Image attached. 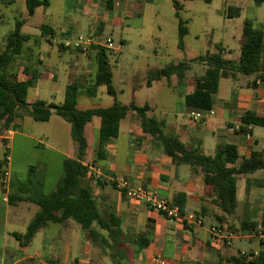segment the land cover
Instances as JSON below:
<instances>
[{
  "label": "crops",
  "instance_id": "1",
  "mask_svg": "<svg viewBox=\"0 0 264 264\" xmlns=\"http://www.w3.org/2000/svg\"><path fill=\"white\" fill-rule=\"evenodd\" d=\"M0 1L8 3L12 0ZM75 1L78 14L72 19H65L58 28L43 23L38 25L39 34L24 33L30 36L24 49L29 45L28 43L33 45L32 62L40 74L35 85L40 79L57 83L63 76L64 88L73 82L78 91L86 92L95 72V50L89 48L87 53L82 54L67 50L59 51L56 47L48 49L45 45L43 48L39 36L63 39L81 34L91 37L94 42H101L105 28L108 27L110 32L113 28H119L122 32L128 27L126 19L132 15L140 16L144 2L148 0ZM222 2L224 14L230 18L239 16L247 5L260 4L257 0H222ZM21 20H23L22 28L27 18ZM43 25L47 28L44 33ZM111 34H107L105 38H110L112 41ZM124 42L125 39L120 37L118 53ZM219 46L227 50L223 45ZM23 68L24 65L16 69L13 63L10 66V70L16 71L19 81L27 78ZM190 69H192L191 64L187 71ZM197 69H200V72L195 73V70L191 76L185 73L181 81H178L175 75L170 77L169 83L165 78L153 80L149 84L145 81L146 90L153 89L156 83L161 82L166 90L177 92L182 101L178 113L168 118L156 114L155 108L158 105L164 106L162 101L151 103L145 101L144 104L149 106L147 114L162 120L169 134L164 133L178 137L186 148H198L205 155L212 156L217 145L232 144L236 147L239 159L248 157L252 153H259L264 159L262 147L264 126L242 121L246 112L264 117V63L257 74H237L233 78L221 77L218 89L213 93L212 108L203 110V117L191 124L187 118L188 113L195 109L184 103V96L195 89L194 78L202 75L205 67L199 63ZM51 71H54L56 78L49 77L48 73ZM222 79H228L225 95L219 94ZM129 80L127 81L131 99L128 102H121L116 98L115 100L124 105L133 102L137 106H142L137 103L135 97L137 87H133ZM46 104L54 103L47 101ZM99 124L100 119L93 117L84 127L87 146L81 162L87 164L90 170L85 182L93 189L97 207L100 210L113 212L119 217L126 236L135 238L141 234L148 239L144 248L131 252L128 264H156L153 258L157 256L163 258L166 264H248L249 258L255 256L258 250L264 247V233L258 234L260 232L258 228L264 218L262 169L237 177L236 209L231 215L224 214L212 202L211 186L204 182L202 173L193 172L187 164H175L152 137L142 131L135 111H128L125 118L120 121L117 136L106 142L103 147L105 155L101 158L96 156ZM18 130L4 129L3 121L0 120V162L2 163L0 172L5 169V156L12 153L9 140ZM120 136L128 139L131 150L116 148L114 140ZM50 151L59 155L60 159V171L55 173L52 185H48V180L53 171H57V166L52 162L51 157L44 158L35 165L26 164L23 168V177L20 179L13 175L10 164H8L9 179L3 181L0 173V264H111L108 255L97 244L91 243L84 237L80 224L73 219L62 222L48 221L34 233L27 244L16 240L12 235L15 232L24 233L39 209L38 205L28 198L33 197L37 190L44 193L51 191L62 176L63 159L73 158L76 155L74 146L67 152ZM120 179L126 180L130 185H142L154 190L158 196L173 204H176L173 202L175 196L182 194L183 212H181H193L200 216L203 220L202 226L187 227L181 220L168 218L154 211L144 202L128 199L115 189V181ZM242 220L256 222L259 231L240 229ZM217 225L233 230L236 236L225 243H211L209 228Z\"/></svg>",
  "mask_w": 264,
  "mask_h": 264
},
{
  "label": "trees",
  "instance_id": "2",
  "mask_svg": "<svg viewBox=\"0 0 264 264\" xmlns=\"http://www.w3.org/2000/svg\"><path fill=\"white\" fill-rule=\"evenodd\" d=\"M257 1L264 3V0ZM48 3V0H25L27 15H32L37 7H47ZM172 5L175 8L174 14L178 17L180 6L178 0H172ZM22 22L23 20L15 22L14 29L7 35L0 49V120L3 121V128L18 130L23 116L22 112L35 121H47L54 113L69 124L70 136L76 145V155L73 158L63 159L62 176L51 191L44 193L37 190L33 197L28 198L35 202L39 209L28 223L24 233L12 234L16 240L27 244L34 233L48 221L62 222L66 219H73L80 224L84 237L91 243L97 244L108 255L111 264H128L131 252L147 245L148 239L145 236L141 234L135 238L126 236L121 228L119 217L113 212L100 210L97 207L93 189L85 182L90 171L89 167L81 162L87 146L84 135L85 125L93 117L100 119L96 156L101 158L105 155L104 145L110 138L117 136L119 123L130 110L135 111L142 131L149 134L175 164H187L193 172L202 173L204 182L211 186L212 202L222 213L228 215L234 213L237 177L246 176L259 169L264 171V159L259 153H252L248 157L239 159L236 147L232 144L217 145L212 156L205 155L198 148H186L178 137L164 133L162 120L147 114L149 109L147 104L137 106L132 102L124 105L115 100L106 108L78 109L76 100L79 91L73 82L67 84L61 104H46L45 101L39 99L27 102L28 89L34 86L40 77L32 62L33 59L28 58L30 61L24 64L23 71L27 78L23 81L17 80L16 71L10 70V66L16 57L23 53L24 45L30 38L28 34L21 32ZM46 29L43 25V33ZM186 33L187 27L179 19L177 27L179 48H183V37ZM90 49L95 50V72L92 85L86 93L94 95L96 86L103 84L108 94L116 96V91L112 86L113 75L106 49L96 44L91 45ZM222 51L223 48L218 46V52L206 53L193 60L203 64L205 70L202 75L194 78L195 89L184 96V103L187 106L200 110L211 109L213 93L217 91L221 77L233 78L237 74H257L262 69L264 25L257 27L252 19H244L239 58L237 60L225 59L222 57ZM189 67L190 62L187 61L169 63L152 73L147 83L160 78H165L169 83L172 75L181 81ZM242 121L264 126V117L256 116L252 112H246ZM173 202L178 204L180 211L183 212V195L177 194ZM257 227L256 222L248 220L240 222L242 230H260L264 233V218L259 230ZM247 262L248 264H264V247H261L257 254Z\"/></svg>",
  "mask_w": 264,
  "mask_h": 264
},
{
  "label": "rangeland",
  "instance_id": "3",
  "mask_svg": "<svg viewBox=\"0 0 264 264\" xmlns=\"http://www.w3.org/2000/svg\"><path fill=\"white\" fill-rule=\"evenodd\" d=\"M178 1L181 4L178 8V17L174 14L172 0H152L151 2L148 0L144 2L140 16L132 15L126 19L128 27L122 32L119 28H113L112 32L108 27L103 30L102 42H105L107 34L112 33L111 45L117 49L120 37L125 39L120 53L117 52V55L108 53L113 75L112 86L116 96L108 94L103 84L96 86L94 95L88 96L86 92L79 90L76 100L78 109L106 108L113 104L115 98L121 102H128L131 98L127 80L130 79L132 86L137 87L135 94L137 103L143 105L145 101L150 103L162 101L164 106L158 105L155 108L156 114H162L163 117L168 118L178 113L182 101L177 92L166 90L161 82L156 83L153 89L146 90L144 82L152 73L169 63L187 61L192 65V69L186 71V74L191 76L195 70V73L200 72V69H197L199 62L193 60L206 53L218 52L219 45L227 49L222 51L223 58L236 60L240 53L243 20L252 19L257 27L264 24V3L247 5L239 16L230 18L224 14L222 0ZM77 8L75 0H49L48 7H37L35 13L28 16L25 0H12L8 3L0 1V49L7 35L14 29L17 20L26 17L27 21L21 31L36 35L39 34L38 25L47 23L58 28L65 19H72L78 14ZM179 19L187 27V33L183 37V48L177 45ZM38 38L43 48L45 45L48 49L56 47L59 51H64L53 45V38L41 36ZM28 44L23 53L13 62L16 69L32 59L33 45ZM227 82L228 79L221 80L220 95H225ZM64 85L63 76L57 83L40 79L37 85L28 89L26 101L33 102L39 99L61 104L65 94ZM22 113L19 130L9 140L10 150H12L10 170H13V175L20 179L23 177V168L26 164L35 165L44 158L51 157L52 162L57 166V171H53L48 180V185H52L55 173L60 171V159L59 155L51 153L50 150L67 152L72 150L73 146L76 150V145L70 136V126L54 113L47 121H35L28 114ZM123 125L124 123L121 124ZM163 131L169 134L167 128ZM114 144L118 150H131L128 139L124 136L114 140Z\"/></svg>",
  "mask_w": 264,
  "mask_h": 264
},
{
  "label": "built area",
  "instance_id": "4",
  "mask_svg": "<svg viewBox=\"0 0 264 264\" xmlns=\"http://www.w3.org/2000/svg\"><path fill=\"white\" fill-rule=\"evenodd\" d=\"M53 44L64 50H73L82 54L88 52L92 44L102 46L106 49L107 53L117 52V48L111 45V39L105 38V42H94L91 37L84 35H77L72 38H55ZM50 78H53L55 73L51 71L48 73ZM209 111V110H207ZM211 112V111H209ZM203 110L195 109L188 113V120L191 124H194L197 120L203 117ZM264 148V143L262 144ZM8 148V146H6ZM10 163V155L5 156V169L1 174L2 180L6 181L8 177V164ZM115 189L122 193L128 199L144 202L154 211L165 215L168 218L179 219L187 227L202 226L203 220L200 216L193 212L182 213L176 204L160 197L154 190H151L142 185H130L126 180L115 181ZM259 235L263 233L258 232ZM236 236V233L230 229H224L221 226H210L209 228V240L213 244L225 243ZM264 245V244H263ZM251 259V257L249 258ZM153 261L156 264H166L165 260L161 257H154ZM75 264V263H70Z\"/></svg>",
  "mask_w": 264,
  "mask_h": 264
}]
</instances>
